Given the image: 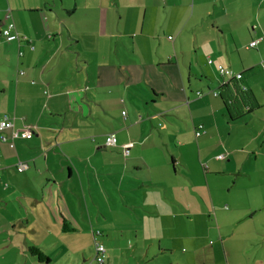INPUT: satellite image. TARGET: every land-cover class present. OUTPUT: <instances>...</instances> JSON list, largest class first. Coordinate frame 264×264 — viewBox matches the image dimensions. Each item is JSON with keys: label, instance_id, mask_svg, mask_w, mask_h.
<instances>
[{"label": "crops", "instance_id": "1", "mask_svg": "<svg viewBox=\"0 0 264 264\" xmlns=\"http://www.w3.org/2000/svg\"><path fill=\"white\" fill-rule=\"evenodd\" d=\"M10 21L0 264H97L96 242L104 264H264V0H0V33ZM218 65L254 94V133L232 126Z\"/></svg>", "mask_w": 264, "mask_h": 264}, {"label": "built area", "instance_id": "2", "mask_svg": "<svg viewBox=\"0 0 264 264\" xmlns=\"http://www.w3.org/2000/svg\"><path fill=\"white\" fill-rule=\"evenodd\" d=\"M10 18V17H8ZM15 30V24L10 21L7 28L1 31V36L4 38H7L10 36L11 32ZM16 38L21 42L22 38H20V36H18V34L16 35ZM257 44V42H252L250 44V47H254ZM20 56H22V53L20 52ZM212 60H209V64H212ZM262 67H264V63H262ZM217 71L220 74V76L224 79H226L227 82L230 81H235V82H240L242 80V74H238L235 73L233 70H231L230 68H227L223 65H218L217 66ZM224 84V83H223ZM213 95L215 97L218 96L217 92H214ZM125 114V113H124ZM13 127V121L11 118H9L8 116H5L1 121H0V138L2 142H8V138L4 135H2V133ZM34 135V132L31 129H24L23 131H14L12 133V140L9 142L10 146L13 148L14 147V143L12 142L15 139H23V140H30L32 139ZM201 132H196V136H200ZM106 145L110 146V147H115L117 145V139L116 136L114 134H111L109 136L106 137ZM225 155H219L217 157L218 160L224 159ZM1 166V164H0ZM25 166H23L22 164H19L18 166V170L20 172H22L24 170ZM1 171V169H0ZM0 180H1V172H0ZM95 247H96V254L94 256V261L97 264H104L105 262V248L103 245H101L100 243L96 242L95 243Z\"/></svg>", "mask_w": 264, "mask_h": 264}, {"label": "trees", "instance_id": "3", "mask_svg": "<svg viewBox=\"0 0 264 264\" xmlns=\"http://www.w3.org/2000/svg\"><path fill=\"white\" fill-rule=\"evenodd\" d=\"M231 85L233 86V88L231 87ZM218 90L221 92L220 98L225 105L227 116L232 123L244 118L246 114L254 113L256 111L255 108L259 107H255L256 99L254 94L251 91H245L242 87L239 86L238 82L230 81V83L220 86ZM246 104H250V109L246 114H242V105ZM252 105L255 108L252 107ZM29 251L32 255L38 257L41 261L49 260L48 257L44 255L37 247H31Z\"/></svg>", "mask_w": 264, "mask_h": 264}, {"label": "rangeland", "instance_id": "4", "mask_svg": "<svg viewBox=\"0 0 264 264\" xmlns=\"http://www.w3.org/2000/svg\"><path fill=\"white\" fill-rule=\"evenodd\" d=\"M7 12L10 14L9 10ZM211 83H212L211 84L212 87L216 85L215 84L216 82L214 83V81H211ZM244 121L245 120H240V121L236 122L235 124H233L232 126L235 127L236 132L252 133L253 131L250 128L251 127L250 124L245 125L243 123ZM190 140H191V137H190ZM176 146L180 147L178 144H176ZM223 154L227 155V152L224 151ZM228 155H230V154H228ZM259 189L260 188L254 183H252V184L246 183V185H243V184L240 183V184H238V188H236V187L232 186V181L231 180L225 181V180H220V179H217V178L213 179V184L211 183V190L213 192H216V191L224 192V191H228V190H232L234 192H235V190H243V191L246 190L247 192H256ZM138 234L140 235L141 233H138ZM210 241H212L211 244H209ZM214 243L215 242L213 240H209V242H208L209 245L208 246H211ZM199 245H202V242ZM189 249H190L189 246L184 245V246H181L179 252L185 253ZM130 253H132V250H130V252H129L128 249L126 248V250L124 252H122L121 256L125 257V256L129 255ZM95 254H96V252H95ZM106 256H107V254H106ZM176 256L179 257L180 253L177 254ZM251 259H252V257H249V256H240L238 259L235 260V262H232V264H248L251 261ZM261 259H264V253H261V255H259V260L258 261H260ZM163 260H166V259H163ZM254 260H257V259H254ZM116 264H126V263H124L122 259H118ZM131 264H133V263H131ZM136 264H139V263H136ZM181 264H205V263L203 262V260L200 257V260H196V261L190 262V263L181 262ZM217 264H226L225 259L224 260H219Z\"/></svg>", "mask_w": 264, "mask_h": 264}]
</instances>
